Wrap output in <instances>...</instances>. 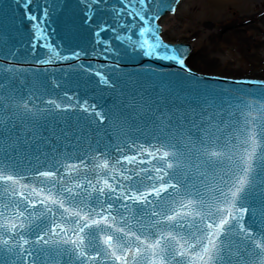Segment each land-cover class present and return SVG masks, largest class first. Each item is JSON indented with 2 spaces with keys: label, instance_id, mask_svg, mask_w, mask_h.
Segmentation results:
<instances>
[{
  "label": "snow or ice",
  "instance_id": "6c2138e0",
  "mask_svg": "<svg viewBox=\"0 0 264 264\" xmlns=\"http://www.w3.org/2000/svg\"><path fill=\"white\" fill-rule=\"evenodd\" d=\"M81 2L83 23L94 29L104 59L116 40L132 53L190 71L186 50L165 43L157 24L164 11L175 12L170 0H119V7L108 0ZM16 3L35 29L32 49L39 44L51 53L37 63L82 55H61L47 42L46 24L58 5ZM105 33L112 36L105 39ZM14 55L10 51L9 65H0V264H264V94H210L181 116L154 115L158 134L147 142L135 133L142 132L137 121L150 105L133 98L104 113L76 101L92 117L89 126L103 130L113 147L72 160L53 146L51 161L38 153L25 174L5 132L8 139L40 136L51 143L35 130L40 119L75 105L46 99L25 81L9 87L22 71L11 64ZM94 75L104 87H116L103 72ZM28 123L35 127L23 131Z\"/></svg>",
  "mask_w": 264,
  "mask_h": 264
},
{
  "label": "water",
  "instance_id": "95a60500",
  "mask_svg": "<svg viewBox=\"0 0 264 264\" xmlns=\"http://www.w3.org/2000/svg\"><path fill=\"white\" fill-rule=\"evenodd\" d=\"M183 1L170 0L175 6V12L164 11L157 24L165 43L186 50L185 64L190 71H185L173 62L148 59L132 53L130 49L126 50L125 44L116 40H112L114 52L108 59H104L96 52L99 46L95 43L94 29L83 23L84 5L81 0H51L58 7L50 15L46 27L47 42L61 55L72 57L77 51L82 55L67 60L54 57L50 64H39L38 60L47 59L51 53L39 44L35 50L32 49L35 32L32 21L25 18L23 9L17 5L16 0H0V65H9L11 51L15 53L10 57L11 64L22 70L18 74L20 80L8 82L9 87L15 84L19 88L21 81H25L39 88L46 99L54 98L63 104L75 105L73 111L65 113L54 110L40 119L39 124L42 127L35 130L43 132L44 137L51 143H47L40 136L27 142L23 135L18 141L15 135L8 139L5 132L4 139L8 150L21 171L25 174L29 172L37 163L35 156L38 153L44 154L41 155V161L47 158L50 162L51 156L56 154L52 151L53 146L59 150L61 158L67 156L72 160L77 156H84L85 153L94 155L97 150L108 151L113 147L103 130L97 132L95 124L89 126L92 117L80 111L76 101H87L88 105H95L104 113L120 110L132 103L133 98L138 104L150 105L151 112L148 116L137 121L142 132L135 133L141 141L147 142L153 140L152 134L157 131L151 119L154 115L176 113L181 116L185 111L191 112L193 106L202 104L210 94L233 97L244 95L246 98L264 94V79L221 77L198 73L190 68L187 61L194 50L192 45L167 41L162 26V20L168 15H175ZM108 3L114 7L120 6L119 0H108ZM103 35L108 39L112 33ZM96 71L109 76L116 82V87L101 85L98 77L94 75ZM65 93L72 96L73 100L68 101ZM17 123L19 124L18 120ZM34 127L31 123L22 126L23 131ZM77 136L78 141L74 139ZM248 222L251 223V220Z\"/></svg>",
  "mask_w": 264,
  "mask_h": 264
},
{
  "label": "rangeland",
  "instance_id": "374dc122",
  "mask_svg": "<svg viewBox=\"0 0 264 264\" xmlns=\"http://www.w3.org/2000/svg\"><path fill=\"white\" fill-rule=\"evenodd\" d=\"M209 1L187 0L167 19L165 25L172 28L167 41L186 40L196 55L204 51L215 62L211 72L199 73L264 79V0H225L213 11Z\"/></svg>",
  "mask_w": 264,
  "mask_h": 264
},
{
  "label": "bare ground",
  "instance_id": "6f19581e",
  "mask_svg": "<svg viewBox=\"0 0 264 264\" xmlns=\"http://www.w3.org/2000/svg\"><path fill=\"white\" fill-rule=\"evenodd\" d=\"M187 3V0H184L183 3L179 6L178 11H180ZM225 3V0H210L209 1V5L211 8V11H213L216 8H219L220 6H222V4ZM172 17H174V15H168L167 18H164L162 20V26H163V33H164V37L165 35L170 32L172 30L171 27H169L168 25H165V21H168L167 19H173ZM243 25V24H242ZM212 36L215 35L214 32L210 33ZM166 39V38H165ZM167 40V39H166ZM186 41V40H185ZM182 41V42H178V43H182V44H188L186 42L188 41ZM194 49V48H193ZM204 51L199 52L196 55V52L193 50V53L191 55V58L189 61H187L188 65L190 66V68L195 69V71L199 72H203V73H209L211 72V70L216 67L214 64L215 62L213 60L209 61L207 59V57H204ZM204 57V58H203ZM205 70V71H202ZM222 77V76H221ZM230 78V77H229ZM244 78V77H242Z\"/></svg>",
  "mask_w": 264,
  "mask_h": 264
}]
</instances>
